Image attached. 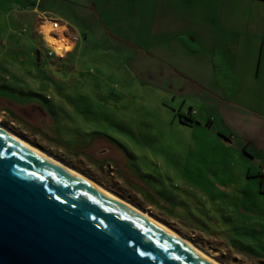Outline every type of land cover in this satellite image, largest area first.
Wrapping results in <instances>:
<instances>
[{
  "label": "rangeland",
  "instance_id": "rangeland-1",
  "mask_svg": "<svg viewBox=\"0 0 264 264\" xmlns=\"http://www.w3.org/2000/svg\"><path fill=\"white\" fill-rule=\"evenodd\" d=\"M242 1L205 0L224 14L208 21L194 10L157 14L153 0L106 1L100 15L86 0H41L47 16L17 27L18 10L5 12L25 1L0 0V85L46 103L55 134L41 107L4 99L0 125L219 263L264 264V51L228 26L264 2ZM45 17L70 39L62 55L44 39Z\"/></svg>",
  "mask_w": 264,
  "mask_h": 264
},
{
  "label": "water",
  "instance_id": "water-1",
  "mask_svg": "<svg viewBox=\"0 0 264 264\" xmlns=\"http://www.w3.org/2000/svg\"><path fill=\"white\" fill-rule=\"evenodd\" d=\"M1 126L0 264H215Z\"/></svg>",
  "mask_w": 264,
  "mask_h": 264
},
{
  "label": "crops",
  "instance_id": "crops-1",
  "mask_svg": "<svg viewBox=\"0 0 264 264\" xmlns=\"http://www.w3.org/2000/svg\"><path fill=\"white\" fill-rule=\"evenodd\" d=\"M25 1V4L21 7V6H15L14 4L11 5V7L8 9L7 12H5V16H11V13L14 8L16 10H18V12H15V14L18 15V17H22L23 20L19 21L20 23L19 24H24L26 23L27 21H29V18L28 16L30 15H34L36 17L42 15V16H47L46 15V10L45 9H40V4H41V0H35L34 2H31V3H27L26 1L27 0H24ZM85 1V0H82V2ZM86 1H89V13L91 12H96L97 15H100L99 13V9L101 6H103V4L106 2V1H110V0H86ZM191 1H194V0H153V8L152 10H154L157 14H169L170 16H175V17H178L180 15H188V14H193L192 12L190 11H195L196 13L198 14H202L205 17L206 20L208 21H211V19H208L207 17H212L211 13L214 15V17H217V20H221L223 17H224V14L222 13L221 8H219L216 12L215 10V7L212 3L210 2H204L205 0H200L202 1V5H190L189 3ZM219 2H221V0H218ZM233 3L237 4V5H244V4H247L248 2H243L242 0H231ZM249 1V0H247ZM257 1H261V2H264V0H257ZM81 1H79L78 3L75 1L76 4H79V5H82L80 4ZM98 3V4H96ZM103 3V4H102ZM208 6H212L214 8V11L213 12H210V10L208 8H204V7H208ZM86 7H84L83 11H85L86 13ZM82 9V8H81ZM108 5H107V10H108ZM256 13L254 16H256L258 18V20L255 21V25H252L250 24L251 22V19L253 17L252 14ZM13 14V13H12ZM115 16V15H114ZM28 18V19H27ZM50 19H56L54 17H49ZM214 21V20H212ZM229 27L232 29V30H235V31H230L231 32V35H236L238 32L237 29L238 27L241 29V30H244V32H246V34L248 35L247 37H250L251 35L252 36H255L253 38H259L260 40H262V44H260V48L264 51V12L262 11H258V10H255V11H247V14H241V15H238V14H234L233 16H230L229 19ZM41 24H42V21H41ZM252 26V27H250ZM254 26V27H253ZM83 29H84V37L86 36V32H88L89 28H84V26L82 25L81 26ZM226 31V30H225ZM7 32V30H6ZM254 34V35H253ZM193 39H195L193 37ZM238 43H240V41H231V46L234 48L238 45ZM79 46V45H78ZM264 61V57L261 58L260 56V60H259V63L258 64H261V62ZM168 74L171 75L170 72H167ZM164 75H162L163 77ZM194 80V79H193ZM217 93L215 92H211V95H213L214 97H219L218 95H216ZM182 113H185V112H182ZM180 113V114H182ZM194 112H192L190 115H188L189 117H191V115L193 114ZM191 124H196L193 120V118H191ZM213 121H209L208 122V125H211ZM223 140L224 141H228V139L226 137H223Z\"/></svg>",
  "mask_w": 264,
  "mask_h": 264
},
{
  "label": "bare ground",
  "instance_id": "bare-ground-1",
  "mask_svg": "<svg viewBox=\"0 0 264 264\" xmlns=\"http://www.w3.org/2000/svg\"><path fill=\"white\" fill-rule=\"evenodd\" d=\"M44 19H48L47 17H45ZM43 23L46 24V26L44 27V39L47 42V44L55 51V53L62 55V52L64 51L63 49L65 48L66 44L69 42V40L67 41V39L65 37H61L59 38V36L55 35L56 30L60 29L59 22H55L51 19L48 20H44L42 21V25ZM54 29V31H51L52 33L55 32L54 34L50 33V30ZM42 29V26H41ZM59 32V31H58ZM59 34V33H58ZM1 126V125H0ZM2 127V126H1ZM4 129V127H2ZM7 130V129H5ZM10 134H12L18 141H20L21 143H23L24 145L34 149L35 151L40 152L41 154L49 157L50 159L61 163L60 160L54 158V156L48 154L46 151H43L41 149H39L37 146L31 144L30 142H28L27 140H25L24 138L16 135L15 133H13L10 130H7ZM62 164V163H61ZM63 166H65L67 169H69L70 171H72L73 173L79 175L80 177L86 179L87 181H89L90 183H92L94 186L98 187L99 189H101L102 191L106 192L107 194L111 195L112 197H114L115 199L125 203L126 205H129L135 209H137V207L135 205H133L132 203L126 201L125 199L119 197L118 195L112 193L110 190L106 189L105 187H103L102 185H100L99 183H97L96 181L90 179L89 177L85 176L84 174L80 173L79 171L73 169V167L68 166L67 164H62ZM141 213H143L144 215L150 217L151 219H153V221L159 223L161 226H163L164 228H166L167 230H169L170 232H172L173 234H175L176 236H178L179 238H181L182 240H184L185 242H187L188 244H190L194 249H196L197 251H199L201 254H203L204 256H206L208 259H210L212 262H214L215 264H221L218 261H216L215 259H213L210 255H207L203 250H201L200 248H198L196 245H194L193 243H191L190 241L186 240L180 233L176 232L174 229L170 228L169 226H167L165 223H163L162 221H160L159 219H157L156 217H154L153 215H150L147 211H143L138 209Z\"/></svg>",
  "mask_w": 264,
  "mask_h": 264
},
{
  "label": "trees",
  "instance_id": "trees-1",
  "mask_svg": "<svg viewBox=\"0 0 264 264\" xmlns=\"http://www.w3.org/2000/svg\"><path fill=\"white\" fill-rule=\"evenodd\" d=\"M21 20H23V18L19 17L18 21H21ZM29 22H30V19H29ZM19 23L20 22H17V27L22 25V24H19ZM26 23H28V21ZM14 30H16V28H14ZM23 31H25V29ZM36 65H37V67H39L38 64H36ZM0 99H4L6 102H9L10 104L19 105L21 107H24L25 104L26 105H29V104L37 105V106H39V107H41L43 109L44 113L48 114L49 118L53 122L52 115L50 114V112H49V110H48V108L46 106V103H44L39 97L29 96V95H27V96L18 95V94H15V93L11 92V91L10 92L7 91L4 88L3 85H0ZM10 109H12V108L10 107ZM54 130H55V125H54V122H53V125H52L53 133H54Z\"/></svg>",
  "mask_w": 264,
  "mask_h": 264
},
{
  "label": "built area",
  "instance_id": "built-area-1",
  "mask_svg": "<svg viewBox=\"0 0 264 264\" xmlns=\"http://www.w3.org/2000/svg\"><path fill=\"white\" fill-rule=\"evenodd\" d=\"M53 21H55V20H53ZM55 22H59V21H55ZM59 23H60V22H59ZM261 172L264 173V163H263V165L261 166Z\"/></svg>",
  "mask_w": 264,
  "mask_h": 264
},
{
  "label": "flooded vegetation",
  "instance_id": "flooded-vegetation-1",
  "mask_svg": "<svg viewBox=\"0 0 264 264\" xmlns=\"http://www.w3.org/2000/svg\"><path fill=\"white\" fill-rule=\"evenodd\" d=\"M38 28H40V30H41V24L39 25ZM50 33H51V32H50ZM51 34H52V33H51ZM69 42H70V40H69ZM69 42H68V44H69ZM68 44H67V45H68ZM65 47H66V46H65ZM65 50H66V49H65Z\"/></svg>",
  "mask_w": 264,
  "mask_h": 264
}]
</instances>
